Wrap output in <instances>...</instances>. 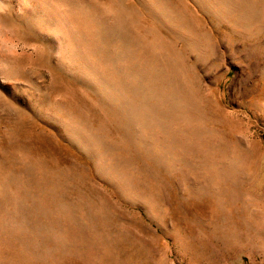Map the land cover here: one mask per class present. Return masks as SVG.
<instances>
[{
  "label": "rangeland",
  "instance_id": "1",
  "mask_svg": "<svg viewBox=\"0 0 264 264\" xmlns=\"http://www.w3.org/2000/svg\"><path fill=\"white\" fill-rule=\"evenodd\" d=\"M0 264H264V0H0Z\"/></svg>",
  "mask_w": 264,
  "mask_h": 264
}]
</instances>
